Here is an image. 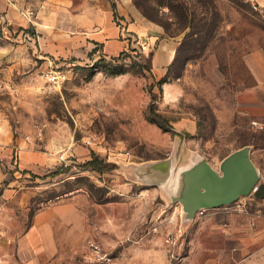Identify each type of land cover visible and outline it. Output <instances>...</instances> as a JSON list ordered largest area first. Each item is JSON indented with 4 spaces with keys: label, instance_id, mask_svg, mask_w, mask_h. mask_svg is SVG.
Listing matches in <instances>:
<instances>
[{
    "label": "rangeland",
    "instance_id": "obj_1",
    "mask_svg": "<svg viewBox=\"0 0 264 264\" xmlns=\"http://www.w3.org/2000/svg\"><path fill=\"white\" fill-rule=\"evenodd\" d=\"M7 1L39 22L68 0ZM137 2L158 31L151 49H175L167 75L147 68L138 43L112 63L68 34L1 24L0 264H264V198L253 192L188 218L138 168L189 147L193 166L219 171L249 146L264 186V0ZM51 69L60 84L44 77ZM192 122L195 135L179 131ZM92 153L119 169L83 171ZM37 217L48 241L33 234Z\"/></svg>",
    "mask_w": 264,
    "mask_h": 264
},
{
    "label": "crops",
    "instance_id": "obj_2",
    "mask_svg": "<svg viewBox=\"0 0 264 264\" xmlns=\"http://www.w3.org/2000/svg\"><path fill=\"white\" fill-rule=\"evenodd\" d=\"M115 2L117 13L122 18L119 24L114 20L110 0H81L78 6L74 5L73 0H68L64 6H56L54 2L53 9L41 10L37 17L39 22L35 21L32 24L37 27L39 33L58 32L59 34L54 37L58 40L65 39L63 33L68 34L69 44L74 47L85 46L89 52L98 46L99 51L97 53L108 58L117 57L131 43V46L136 43L141 44L144 47L142 51L144 64L164 76L175 60V49L166 43L161 44L158 49L153 51L151 45L158 40V31L154 28L156 26L147 21L141 11L134 5L133 0H115ZM14 6L15 4H11V2L9 4L7 0H0V29L3 21L7 19L14 25L25 28L32 25L31 21L23 14H21L22 17L19 15ZM52 27H57V30ZM146 37L149 38L148 42L145 40ZM148 53L151 55H148ZM178 126L179 131H185L192 136L197 131V125L193 122L179 123ZM187 148L190 152L193 151L191 148ZM40 221L37 217V225L33 227V234H37L35 236L39 239L48 241L49 234H51L48 231L50 226L48 223L41 226ZM37 226L40 229H37ZM40 226L45 227L46 230H41Z\"/></svg>",
    "mask_w": 264,
    "mask_h": 264
},
{
    "label": "water",
    "instance_id": "obj_3",
    "mask_svg": "<svg viewBox=\"0 0 264 264\" xmlns=\"http://www.w3.org/2000/svg\"><path fill=\"white\" fill-rule=\"evenodd\" d=\"M193 158L194 151L184 147L179 157L175 151L166 160L140 165L141 182L163 187L173 200L182 204L188 218L202 210L232 204L258 189L260 175L251 159L249 146L228 155L221 162L219 171L207 163L193 166ZM116 164L119 169L120 164ZM182 166L186 169L179 172ZM177 175L181 177L177 187L166 188L171 178ZM172 188L176 191L173 192Z\"/></svg>",
    "mask_w": 264,
    "mask_h": 264
},
{
    "label": "trees",
    "instance_id": "obj_4",
    "mask_svg": "<svg viewBox=\"0 0 264 264\" xmlns=\"http://www.w3.org/2000/svg\"><path fill=\"white\" fill-rule=\"evenodd\" d=\"M110 1L112 3V8H113V12H114V20H115V22H117L119 24V22L122 18L117 13L116 2H115V0H110ZM133 2H134V5L141 11V13H143L145 16H147L143 7L137 2V0H134ZM134 50L135 49H131L129 51H123L119 56L111 57V58H108V57L100 54L99 58H102V60L110 61L112 63H118L120 60H125L127 57H130V52L134 51ZM98 51H99V49H94L92 53L96 54ZM121 58H123V59H121ZM175 60H176V57H175ZM175 60H174L173 64L175 63ZM173 64L169 68H171L173 66ZM169 68L167 70L166 75L168 74ZM164 79H162L160 81V83H164L166 81ZM150 117L155 123H157L161 127H164V128L169 127V124L167 123L166 119H164L160 115L156 114L152 110H151ZM81 167L83 168V171H93V172H97L99 174L109 173V172H112V171L118 169V165L116 163L108 162V161L100 158L96 153H92L91 159H89L88 161L83 163L81 165ZM59 175H61V172L56 171V172H53L50 176H59ZM255 196L257 198H264V186L263 185L258 187L257 191L255 192Z\"/></svg>",
    "mask_w": 264,
    "mask_h": 264
},
{
    "label": "built area",
    "instance_id": "obj_5",
    "mask_svg": "<svg viewBox=\"0 0 264 264\" xmlns=\"http://www.w3.org/2000/svg\"><path fill=\"white\" fill-rule=\"evenodd\" d=\"M23 15L28 18L31 22H34V13L33 12H25L23 13ZM6 24V21H3V25L5 26ZM2 27L3 29L2 30H5L6 28L5 27ZM23 37H28V33H22ZM44 77H46V80L49 82V83H52V84H60L62 82V79H63V73L62 71H56L54 69H51V70H47L45 73H44ZM205 212V210H202V211H199V213L201 215H203Z\"/></svg>",
    "mask_w": 264,
    "mask_h": 264
}]
</instances>
